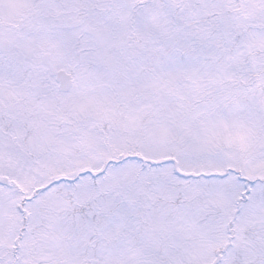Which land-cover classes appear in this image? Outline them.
<instances>
[{"label":"snow or ice","instance_id":"6c2138e0","mask_svg":"<svg viewBox=\"0 0 264 264\" xmlns=\"http://www.w3.org/2000/svg\"><path fill=\"white\" fill-rule=\"evenodd\" d=\"M0 264H264V0H0Z\"/></svg>","mask_w":264,"mask_h":264}]
</instances>
